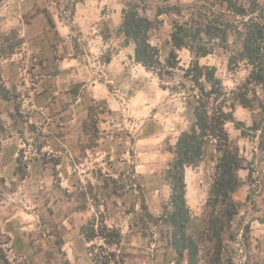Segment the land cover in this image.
I'll return each instance as SVG.
<instances>
[{
    "label": "rangeland",
    "instance_id": "obj_1",
    "mask_svg": "<svg viewBox=\"0 0 264 264\" xmlns=\"http://www.w3.org/2000/svg\"><path fill=\"white\" fill-rule=\"evenodd\" d=\"M128 1L0 0V264L1 255L11 264H93L81 235L89 218L121 230L124 264H187L171 246L169 226L147 215L171 210L169 147L190 127L199 96L185 71L196 60L214 66L230 111V90L249 70L229 69L236 35L228 44L204 37L211 53L181 48L175 68L166 67L174 20H203L226 5L143 0L161 62L148 70L121 33ZM8 34L12 54L4 50ZM250 88L252 106L238 105L226 125L244 181L233 195L239 212L223 232L226 264H264V85ZM217 159L209 143L203 160L185 169L198 264H210L215 249L205 230Z\"/></svg>",
    "mask_w": 264,
    "mask_h": 264
},
{
    "label": "trees",
    "instance_id": "obj_2",
    "mask_svg": "<svg viewBox=\"0 0 264 264\" xmlns=\"http://www.w3.org/2000/svg\"><path fill=\"white\" fill-rule=\"evenodd\" d=\"M143 0H129L124 9L121 33L126 43L134 46V59L148 70L160 69L159 50L151 43L150 31L153 21L143 14L141 2ZM226 5L223 11L214 10L204 14V19L192 18L180 23L174 20L172 32V47L166 67L173 69L176 66V53L181 48H189L197 56H205L212 52L213 46L204 43L208 40L229 42V38L237 36L240 47L229 59L231 71L244 65L249 70L240 84L230 90L231 110L226 111L221 97L227 94L220 78L216 76L214 66L201 65L198 60L192 62L185 73L192 74L193 90L198 91V98L194 105L193 121L189 128L183 130L175 145L170 146L174 158L166 168V182L170 188L168 208L160 219L170 228V243L179 259L186 258L187 264L199 263V246L195 237L188 233L191 222L190 207L187 200V183L185 169L187 166H196L204 158L209 143L213 144L218 154L212 183L208 191L207 220L205 232L210 234L215 242V249L211 254L210 264H226L224 262L223 232L239 212L240 202L235 200L234 193L244 184L238 173L241 157L238 148L232 142L226 125L234 120L233 109L238 105L252 106L249 93L251 85H264V6L260 0H219ZM225 11L233 15V19H226ZM13 36V35H12ZM12 36L6 35L3 45L6 54L13 53L10 43ZM3 49V48H1ZM203 78L202 82L201 79ZM2 90L4 88L2 87ZM6 97V96H5ZM216 103V104H215ZM220 103V104H219ZM237 125L241 122H236ZM260 123L255 125L260 129ZM144 207V206H143ZM264 223V219L262 220ZM93 264H124L126 253L121 250L123 234L120 229L109 226L105 220L89 218L81 227ZM99 241V242H98ZM4 264L10 261L1 255ZM179 264V262H178ZM227 264H233L228 260Z\"/></svg>",
    "mask_w": 264,
    "mask_h": 264
},
{
    "label": "crops",
    "instance_id": "obj_3",
    "mask_svg": "<svg viewBox=\"0 0 264 264\" xmlns=\"http://www.w3.org/2000/svg\"><path fill=\"white\" fill-rule=\"evenodd\" d=\"M135 98H137V97H135ZM135 101H136V99H135ZM135 101H134V103H135ZM186 169H188V168H186ZM187 174H188V173L186 172V176H187Z\"/></svg>",
    "mask_w": 264,
    "mask_h": 264
}]
</instances>
